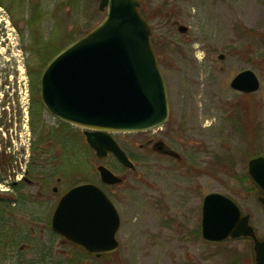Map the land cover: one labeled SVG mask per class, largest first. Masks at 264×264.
Wrapping results in <instances>:
<instances>
[{"label":"rangeland","instance_id":"obj_1","mask_svg":"<svg viewBox=\"0 0 264 264\" xmlns=\"http://www.w3.org/2000/svg\"><path fill=\"white\" fill-rule=\"evenodd\" d=\"M0 1L10 8V19L0 10L1 24L9 33L7 46L0 44V52H11L12 60L21 55L29 59L27 50L39 36L44 40L41 65L105 14L98 10L99 0ZM138 2L165 80L169 118L154 129L111 133L132 154L134 171L121 168L111 157L98 159L82 136L78 139L80 127L72 125L70 142L59 143L64 153L60 154L63 180L58 194L78 182L100 185L99 164L123 178L122 183L105 188L113 194L120 217L119 247L102 259L87 257L86 264H254L250 239L206 241L200 234V219L204 195L218 192L249 214L257 237L264 238V208L247 174V161L254 155L264 156V0ZM179 25L186 31H179ZM219 54L224 57L219 59ZM245 69L259 80L255 92L245 94L230 87L231 79ZM43 120L45 125L56 123L47 114ZM151 136L167 144L178 158L159 154L150 146L142 148ZM33 158L45 162L38 154ZM18 161L17 168L12 167L16 171ZM20 165L24 168V160ZM8 174L13 179L12 171ZM53 181L50 186L56 185ZM35 197L32 207L39 216L36 222L29 220L23 234L33 226L35 246L44 255H53V261L37 264H66L70 256L79 254L77 249L39 227L49 222L57 195L48 189ZM13 241L3 249L0 264H16L19 255L30 258V249H18L23 239Z\"/></svg>","mask_w":264,"mask_h":264},{"label":"water","instance_id":"obj_2","mask_svg":"<svg viewBox=\"0 0 264 264\" xmlns=\"http://www.w3.org/2000/svg\"><path fill=\"white\" fill-rule=\"evenodd\" d=\"M138 7V0H99L98 10L105 12L104 17L48 62L39 89L46 112L84 129L85 141L97 158L111 153L133 171V162L111 133L154 129L169 118L165 80L152 46L151 30ZM177 28L181 32L187 29L183 25ZM230 87L252 93L259 88V80L245 69L231 79ZM96 170L104 184L123 181L103 164ZM247 174L260 190L257 201L264 208V156L247 161ZM50 225L54 234L96 257L119 247V214L94 183H81L67 190L52 213ZM200 234L209 242L248 238L253 263L264 264V238L257 237L249 214L242 213L232 199L221 193L204 195Z\"/></svg>","mask_w":264,"mask_h":264},{"label":"flooded vegetation","instance_id":"obj_3","mask_svg":"<svg viewBox=\"0 0 264 264\" xmlns=\"http://www.w3.org/2000/svg\"><path fill=\"white\" fill-rule=\"evenodd\" d=\"M0 10L10 19V8L6 5V2L4 3L0 1ZM1 21L2 20L0 19V44L3 43L5 46H7L8 42L6 39H9V33L6 31V24H1ZM42 40L43 38L39 36H36V38L33 40V45L27 50L30 55L29 59L27 55H25V58L23 55H21V59L14 58V60H12L13 56L11 52L6 50L0 52V137H5V139L3 138L4 147H0V191H6L2 193L4 196H0V255L4 256V250H6L10 244L12 245V242H15L13 241L15 238H22L25 242L24 244L18 246L19 250L22 251L24 248H27L30 249L31 252L30 258H26L24 255H19L20 257L17 256L15 260L16 264H37L45 261L43 258V251L41 250L42 248H37L35 246V243L38 241L35 240L36 229L33 228V226H30V229L28 230L29 233L23 234L24 228L27 227L29 220L36 222V216H39L38 209H34V207H32L37 202L35 196H40L48 189L51 193L57 195V198L53 200V208L50 215L51 219L52 213L60 197L71 187L77 184L87 183L78 182L65 190L63 193L58 194L59 186L63 180V168L61 167L60 160L62 159L61 155L64 153L62 150L63 147L59 144V141L62 140L65 142H70L69 135L73 133L70 131L72 125L67 123H65L67 124L66 126L61 125L64 122H61L53 117L56 122L54 123V126L45 125L42 133H39L40 130L35 132L32 127L33 120L36 118V114L38 113L37 110L39 109L37 103L40 101V78L45 66L47 65V63L46 65H41L44 57L42 55V51L44 49V47L41 46ZM49 44L50 42H47L45 47H48ZM19 62L22 63L19 64ZM46 114L51 116L46 112L43 106L41 110L42 120L43 116ZM1 127L5 128L3 129ZM64 128L66 130L63 131ZM23 132H27L29 134V149L31 154L26 152L23 147H16L17 142L21 141ZM57 133L60 134L57 135ZM76 133L78 134V139H80L82 136V139L87 145L85 141L84 129H81ZM36 138L37 140L40 138L38 149L35 148V142L37 141ZM158 142H160V140H157L151 136L146 139L145 144H143L141 147L147 148L150 146L152 151L173 158H178V154L176 152L175 153L177 156H174L170 153V151H174L170 149L167 144H164L162 141V144ZM87 147L93 152V150L88 145ZM51 149L56 151L58 150L59 152H53ZM121 149L132 161V154H130L129 151L123 147H121ZM36 154L40 155L41 158H45V162L43 164L42 162H35L33 156ZM106 157L113 158L121 168H125L114 158L111 153H108ZM55 158L58 162L55 160ZM21 159L25 162L24 168H22L20 165ZM17 160H19V177L18 171L12 168L13 164H16L17 168ZM49 160L52 161V163H49ZM6 171H8V173L12 171L13 179L10 174L5 173ZM45 176L48 179H46ZM52 179H54L53 182L56 184L55 186L49 185ZM1 186H7V188H1ZM98 186L103 190L105 195L117 210L113 194L105 191V188L111 187L113 185H107L100 181V185ZM32 188H34V190ZM7 191H9V193ZM33 192L36 194L35 196L33 195ZM258 195H261L259 189L257 196ZM45 196L48 198L51 197L48 195ZM50 219L46 225L41 223L39 224L40 226H38L42 229L48 228L51 232V235H56L51 231ZM71 245L76 248L77 251L83 252L81 264H86L88 262L87 257L93 259H102L111 254L109 253L96 257L94 255L85 253L81 248L73 244ZM49 258L52 260L53 255H47V259ZM73 259L74 258H71L70 256L67 261H72Z\"/></svg>","mask_w":264,"mask_h":264},{"label":"trees","instance_id":"obj_4","mask_svg":"<svg viewBox=\"0 0 264 264\" xmlns=\"http://www.w3.org/2000/svg\"><path fill=\"white\" fill-rule=\"evenodd\" d=\"M61 50V49H60ZM55 55V54H54ZM53 55V56H54ZM52 56V57H53ZM51 59V58H50ZM49 59V60H50ZM38 106H39V109L37 110V114H36V118L33 120V123H32V127H33V130L36 132V131H39L40 130V132L39 133H42L43 132V129H44V126H45V124H44V122H43V120H42V118H41V110H42V108H43V106H42V103L40 102V101H38ZM61 125H67V124H65V123H62ZM64 130H66L65 128L63 129V131ZM58 134H60V133H57V135ZM39 142H40V138H38V140L35 142V148L36 149H38V146H39ZM59 143H62V144H64L65 142L64 141H62V140H60L59 141ZM34 148V149H35ZM255 156V155H254ZM254 185V184H253ZM253 190H255V191H258V188L254 185L253 186ZM78 253L79 254H75V255H73V257H74V259L72 260V261H74V262H72L71 260H68V263L67 264H81V261H82V256H83V252H81V251H78ZM73 257H71V258H73ZM43 258L45 259V262L47 261V255H44L43 254Z\"/></svg>","mask_w":264,"mask_h":264},{"label":"built area","instance_id":"obj_5","mask_svg":"<svg viewBox=\"0 0 264 264\" xmlns=\"http://www.w3.org/2000/svg\"><path fill=\"white\" fill-rule=\"evenodd\" d=\"M17 148L23 147L26 152H28L29 149V134L27 132H23L21 136V141L16 146Z\"/></svg>","mask_w":264,"mask_h":264}]
</instances>
